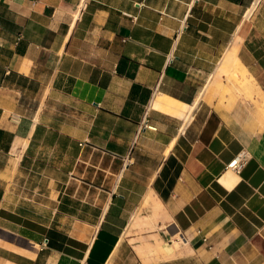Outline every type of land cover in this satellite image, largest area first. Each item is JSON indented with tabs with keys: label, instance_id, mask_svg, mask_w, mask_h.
<instances>
[{
	"label": "crops",
	"instance_id": "obj_1",
	"mask_svg": "<svg viewBox=\"0 0 264 264\" xmlns=\"http://www.w3.org/2000/svg\"><path fill=\"white\" fill-rule=\"evenodd\" d=\"M263 108L264 0H0V264H264Z\"/></svg>",
	"mask_w": 264,
	"mask_h": 264
},
{
	"label": "rangeland",
	"instance_id": "obj_2",
	"mask_svg": "<svg viewBox=\"0 0 264 264\" xmlns=\"http://www.w3.org/2000/svg\"><path fill=\"white\" fill-rule=\"evenodd\" d=\"M235 68H238V66L236 65ZM239 72L240 76H236L235 72H233L232 75H230V78L232 79L234 77L235 80L241 83L243 87H245L246 89L253 90L255 85H257L255 77L251 73L249 74V71L245 66L243 68H240ZM175 244L178 246L180 245V242H175Z\"/></svg>",
	"mask_w": 264,
	"mask_h": 264
},
{
	"label": "built area",
	"instance_id": "obj_3",
	"mask_svg": "<svg viewBox=\"0 0 264 264\" xmlns=\"http://www.w3.org/2000/svg\"><path fill=\"white\" fill-rule=\"evenodd\" d=\"M246 155L245 154H237L228 164L227 166L236 170L240 171L245 164Z\"/></svg>",
	"mask_w": 264,
	"mask_h": 264
},
{
	"label": "bare ground",
	"instance_id": "obj_4",
	"mask_svg": "<svg viewBox=\"0 0 264 264\" xmlns=\"http://www.w3.org/2000/svg\"><path fill=\"white\" fill-rule=\"evenodd\" d=\"M257 2H258V1H257ZM257 2L254 4V7L256 6ZM77 17H78V14L76 15V18H77ZM237 66H238V68H235L236 70H235L234 72H235V75H236V76H240L239 69H240V68H243L244 65H243V63L239 60L238 63H237ZM255 86H256V85H255ZM263 109H264V108H263Z\"/></svg>",
	"mask_w": 264,
	"mask_h": 264
}]
</instances>
